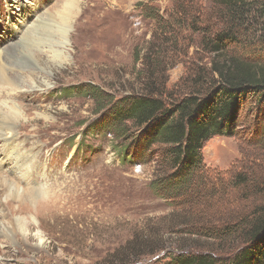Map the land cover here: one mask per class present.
<instances>
[{
  "label": "rangeland",
  "instance_id": "1",
  "mask_svg": "<svg viewBox=\"0 0 264 264\" xmlns=\"http://www.w3.org/2000/svg\"><path fill=\"white\" fill-rule=\"evenodd\" d=\"M68 1L0 0L1 59L24 36L38 37L41 22L53 33L46 45L29 51L36 67L10 73L24 84L0 83V112L16 107L21 113L15 126L0 124L14 137L0 133V176L38 199L27 203V213L11 217L31 228L0 243V264L7 250L14 257L7 264H162L182 252L229 254L234 243L219 238L213 225L260 198L245 199L243 191L222 185L236 173H247L251 181L264 178V115L256 105L243 108L234 137H213L202 151L203 172L215 188L193 187L174 207L154 190L158 180L176 175L159 143L145 145L137 130L125 141L116 139L109 128L112 105L104 107L79 90L97 86L121 99L141 88L144 68L160 62L157 71L175 92L196 60L210 59L199 47L202 32L189 28L191 20H181L179 11L194 7L191 12L205 21L200 28L218 26V0H73L78 5L69 25L61 19ZM248 2L256 8L264 0ZM149 9L158 13L156 20L146 15ZM154 52L155 63L145 66ZM18 157L35 171L30 185L9 173ZM6 196L0 210L9 213ZM9 221L0 226L11 231Z\"/></svg>",
  "mask_w": 264,
  "mask_h": 264
},
{
  "label": "trees",
  "instance_id": "2",
  "mask_svg": "<svg viewBox=\"0 0 264 264\" xmlns=\"http://www.w3.org/2000/svg\"><path fill=\"white\" fill-rule=\"evenodd\" d=\"M218 7L222 9L216 18L220 25L206 23L201 28L205 21L200 13L191 12L194 7L179 11L181 20H191L189 28L202 32L199 47L210 59L208 63L196 60L175 92L167 88L164 76L157 71L160 62L156 63L158 68L152 66L155 52L146 57L144 65L152 69L140 72L141 88L136 92L116 99L97 86L79 88L102 106L112 105L109 128L116 139L125 141L137 130L145 145L159 143L166 167L176 175L158 180L154 190L174 207L188 190L211 184L203 172L206 143L217 136L234 137L240 113L249 104L264 115V2L253 8L248 0H218ZM157 14L153 9L146 12L154 20ZM174 179L176 188L171 185ZM251 179L247 173H236L222 181L225 187L243 191L245 199L260 197L230 220L216 226L210 223L219 238L234 243L232 250L225 252L229 254L182 252L170 255L162 264H264V178ZM211 186L213 190L216 185ZM197 195L199 198L202 193Z\"/></svg>",
  "mask_w": 264,
  "mask_h": 264
},
{
  "label": "bare ground",
  "instance_id": "3",
  "mask_svg": "<svg viewBox=\"0 0 264 264\" xmlns=\"http://www.w3.org/2000/svg\"><path fill=\"white\" fill-rule=\"evenodd\" d=\"M72 1H68L65 4V8H64L65 10H63V13H62L64 18H63V16L61 17L62 20H64L65 18H68V25H69V22H71V21H69L71 18V16H69L71 14L70 11H72V13H73L74 8L76 7V5H78L77 3H73L74 1L73 2ZM65 21L67 22V20H65ZM41 25H42L41 26L42 28L40 27L41 30L39 31V29H38L39 32H37L38 37H32V36L29 37L28 35L24 36L25 42L23 44H21L20 47L13 48L12 52H11V50H8V52L6 51L3 59H1V57H0V83L1 84H4L6 86H10V87L20 86V85L24 84V82H22V84H21L19 77H17L18 79L11 78L9 76V75H11L10 73L15 75V73L22 72L26 68L36 67L37 62L32 61L31 56L28 54L29 51L32 52V49L35 46H40L38 44L46 45L47 44V42H46L47 38H49L53 34L52 32L47 31V29H49V28H48V24L46 22L45 23L41 22ZM43 31H44V33H43ZM67 32H69L68 26L66 29V33ZM32 43H34V44H32ZM61 44L63 46L66 43L62 42ZM51 50H52V48L50 49V51ZM5 59L9 62L8 64H10V66L12 68V72L11 71L9 72V70H8L9 68H7V66L3 65V64H5L3 62ZM20 118H21V113L19 112L18 109H16V107L7 108V111H5V112L1 111L0 112V124H13V126H15V124L18 123L17 121L20 120ZM11 131H12V129L8 125L5 126V129L2 128V125H0V133L7 132L6 133L8 135L7 137L13 136L11 134L13 131L12 132ZM13 139H14V137L11 138V140H13ZM6 142H7V140H6ZM9 144H11V142ZM7 146L9 147V145H7ZM17 162L18 163L15 166H13V168H14L13 170L9 169L10 170L9 173L11 175H13L12 178H14L15 180H19V183L27 182L28 185H30V179L32 180V177L36 176L35 171L33 170V167L29 168L28 166H24L25 162H23V159H20L19 157L17 158ZM28 173H30V177H29ZM1 177L2 176H0V179H1ZM2 180L3 179L0 180V203H2V199H3L4 195L7 194L6 201L8 204L9 213H6V212L4 213V212H2V210H0V224L4 223L5 219L11 220L8 222L9 225H11V231H9L10 228L6 229V227L0 226V243H2V242L5 243L7 241L10 242L7 239L12 240L14 238L13 236H16V235L20 234L21 232H23L24 228H26L27 230H30L31 227L29 225H25V223H23L20 219H16L15 221H12L11 217H13L16 213H22V214L27 213V210L25 208V207H28L27 203H29V201L34 203L38 199L35 198L36 193L25 191L24 194L23 193L21 194L20 189L17 187V184L15 182H11L7 178L4 181H2ZM31 183H32V181H31ZM34 191H35V189H34ZM14 204H18L17 210L14 208ZM0 208H1V206H0ZM2 214H4V216H1ZM28 239L29 238H27V240ZM5 255H6L7 259L5 260L6 263H3V264H7V262H9V259L10 260L14 259L13 256L9 255L8 250H7V253H5Z\"/></svg>",
  "mask_w": 264,
  "mask_h": 264
}]
</instances>
